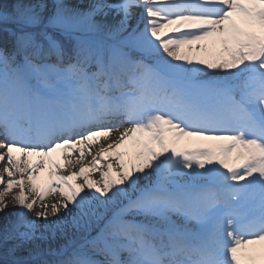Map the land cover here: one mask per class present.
<instances>
[{"label":"snow or ice","instance_id":"snow-or-ice-1","mask_svg":"<svg viewBox=\"0 0 264 264\" xmlns=\"http://www.w3.org/2000/svg\"><path fill=\"white\" fill-rule=\"evenodd\" d=\"M0 33V264H264V0H13Z\"/></svg>","mask_w":264,"mask_h":264},{"label":"bare ground","instance_id":"bare-ground-1","mask_svg":"<svg viewBox=\"0 0 264 264\" xmlns=\"http://www.w3.org/2000/svg\"><path fill=\"white\" fill-rule=\"evenodd\" d=\"M0 45H2V43H0ZM195 47L196 46L193 45V48H195ZM217 50L218 49H213L211 46H209L207 52L195 53V55L211 56V55H214ZM14 155L19 159V157H20L19 153H14ZM51 159H53L55 162L59 163L61 165V168L63 169L64 165H63V161L60 159L59 153L55 154ZM28 160L31 163H34L37 160V157L31 156V157H28ZM96 178H98V175ZM47 179H48V165L46 163L45 164V170L38 174L37 185L40 187H43L46 184ZM0 189H2V186H0ZM14 191H18V190H14ZM51 199H52V197H49V201H51ZM15 211H17V209L10 206L9 208H7L5 210L4 213H0V222H2L7 217H11Z\"/></svg>","mask_w":264,"mask_h":264},{"label":"rangeland","instance_id":"rangeland-1","mask_svg":"<svg viewBox=\"0 0 264 264\" xmlns=\"http://www.w3.org/2000/svg\"><path fill=\"white\" fill-rule=\"evenodd\" d=\"M13 3V0H0V6L8 9L10 8L11 4ZM6 37L4 33H0V41L5 43Z\"/></svg>","mask_w":264,"mask_h":264}]
</instances>
